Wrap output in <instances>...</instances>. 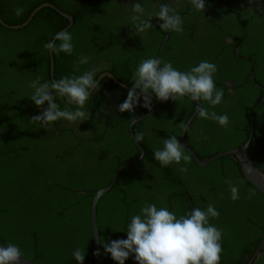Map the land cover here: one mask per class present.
Returning a JSON list of instances; mask_svg holds the SVG:
<instances>
[{"label": "trees", "instance_id": "1", "mask_svg": "<svg viewBox=\"0 0 264 264\" xmlns=\"http://www.w3.org/2000/svg\"><path fill=\"white\" fill-rule=\"evenodd\" d=\"M153 1L0 0V18L7 25L19 24L38 4H53L71 15L72 23L64 31L72 36L73 44L71 55L52 54L53 80L95 69V78L101 72H109L131 88L137 66L142 60L155 57L162 38L154 27L160 24L154 15L152 28L136 33L131 5L141 3L147 16L167 4V0H155L157 4L151 6ZM232 1L235 0H205L204 12L193 13L190 0H180L183 11L190 13L178 12L183 32H169L160 58L163 54V60L180 71H188L204 60L214 63L215 84L222 67L238 66L231 80L225 76L232 89L230 93L222 89L219 105L199 102L209 112L227 114V128L200 118L196 111L185 131L184 144L200 160L238 147L247 137L252 114L247 155L264 173V8L257 6L255 0H248L240 8L232 7ZM17 8L23 9L20 16L15 14ZM67 23L66 18L44 6L23 26L0 24V244L17 245L23 256L35 264H78L72 255L77 248L85 252L83 264H93L88 216L92 196L110 181L118 165L138 156L127 125L145 111L141 100L133 112H119L118 105L127 98L129 89L102 76L98 80L99 91L84 106L89 114L86 121L70 123L61 119L46 130L31 120L47 107H37L30 99L34 91L31 82L37 77L42 83L50 79L44 44ZM226 36L233 41L225 42ZM173 42L177 52L188 49L195 53L185 60H180L178 53L169 57L167 51ZM236 45L239 58L233 54ZM82 55L90 60L79 65L77 71L76 62ZM249 72L254 81L247 78ZM107 86L117 89L120 99L114 108L103 109ZM155 100L153 96L152 103ZM55 102L61 109L76 108L64 98L57 97ZM195 108L196 103L187 97L158 101L155 112L133 124L134 137L143 135L138 142L143 155L118 172L114 184L98 197L94 208L99 264H116L104 252L99 238L101 243L103 239H126L131 217L145 204L165 207L177 217L193 208L206 210L208 204H213L220 215L209 218V223L222 231L219 264H245L259 244L264 234V196L244 179L232 155L217 157L202 167L191 158L187 173L178 170L183 161L181 165L164 167L154 158V152L163 147V139L172 135L179 139L182 125ZM185 154L189 155L186 150ZM229 179L239 182L237 201L229 198V185L225 182ZM250 193H254L251 198ZM258 251L251 264H264V242ZM125 264L136 262L130 256Z\"/></svg>", "mask_w": 264, "mask_h": 264}, {"label": "clouds", "instance_id": "2", "mask_svg": "<svg viewBox=\"0 0 264 264\" xmlns=\"http://www.w3.org/2000/svg\"><path fill=\"white\" fill-rule=\"evenodd\" d=\"M190 2L196 10L204 12L205 0ZM131 11L133 13L131 21L138 35L152 28L153 15L160 21L159 27L163 31L183 32L182 17L176 8L167 4H161L156 13H149L147 16L139 2L131 5ZM22 13V8L15 9L17 16ZM44 48L51 54L63 52L71 55L72 36L67 31L56 33L51 41L44 44ZM89 60L87 56H80L76 62V70L79 71V65L88 64ZM216 71L217 66L207 60L201 61L188 71H180L174 68L171 62H165L162 58L144 59L134 71L132 86L128 90L127 98L118 105V111L131 113L141 100L143 103L140 106L150 109L153 96L161 102L170 99L178 101L187 97L192 101L207 102L215 107L222 102L224 95L222 89L216 88L213 78ZM30 87L34 90L30 97L34 104L37 107L47 104L42 113L33 116L31 120L39 122L42 128L48 130L51 124L61 119L70 123L86 121L89 114L83 110L84 106L93 93L99 91L100 83L95 78V69H92L79 76H65L43 83L37 77L31 82ZM57 97L75 105V110L61 109L55 102ZM196 111L200 118L216 121L221 127L227 128L229 124L227 114L218 115L214 111L209 112L203 106H198ZM135 139L140 142L143 135L140 134ZM154 158L164 167L173 163L181 165L183 161L184 164L178 169L181 173H187L186 165L191 160V157L185 154L184 145L175 135L163 139V147L154 152ZM225 182L229 185V198L233 201L239 200L237 186L239 182L234 183L231 179ZM252 195L254 193H250L249 198ZM219 215L211 203L206 210L193 208L189 213L179 217L165 207L158 208L155 204H145L138 214L131 217L127 225L126 239L107 242L103 239L101 243L99 238V243L116 264H125L130 256L134 258L136 264H219L222 231L209 223V218H218ZM72 255L78 264H83L84 250L77 248ZM93 255L99 256V249ZM22 257L23 253L17 245L0 246V264H22Z\"/></svg>", "mask_w": 264, "mask_h": 264}, {"label": "water", "instance_id": "3", "mask_svg": "<svg viewBox=\"0 0 264 264\" xmlns=\"http://www.w3.org/2000/svg\"><path fill=\"white\" fill-rule=\"evenodd\" d=\"M50 7L53 10H55L58 14H60L61 16H63L64 18L67 19L68 23L65 27H63L62 29L58 30L56 33L59 32H63L66 28H68L70 26V24L72 23V17L70 14L65 13L64 11L59 10L56 6H54L51 3L48 2H42L40 4H38L36 7H34L29 14L27 15L26 19L19 23V24H15V25H7L6 23H4L1 18H0V24L4 25V26H8L11 28H18L20 26L25 25L28 20L31 18V16L41 7ZM154 27L162 34V38L159 42L157 51H156V58H159L160 52L162 50V47L164 45V41L166 39V34L163 33L160 28H158V26L156 24H154ZM55 33V34H56ZM55 36V35H54ZM54 36L52 37V39L54 38ZM51 39V40H52ZM50 40V41H51ZM48 56H49V81L53 80V74H52V69H53V59H52V54L48 52ZM102 76H107L109 78H111L112 82L123 87V88H128L126 87L124 84H122L121 82H119L118 80H116L109 72H101L96 79L99 80V78H101ZM249 79L253 81V77L252 75H249ZM262 90H263V86H261L260 84L256 83ZM263 95V92H262ZM197 105L196 109L188 116V118L186 119V121L184 122V124L181 127L180 130V134H179V140L180 142L184 145V149L188 152V154L190 155V157L192 158L193 162L197 165V166H205L207 165L211 160L217 158V157H222L224 155H232L238 163L239 169L241 171L242 176L244 177V179L250 183L253 187H255L263 196H264V173H262L260 170H258L254 164L252 163V161L249 159L248 155H247V146L251 137V132H252V114L249 115V120H250V124H249V131L247 134V137L245 139V141L238 147L235 148H230V149H226L223 150L222 152H216L213 155H211L210 157L204 159V160H200L194 153V151L187 145L184 144V133L186 131V129L188 128L193 115L195 114L199 103L194 101ZM155 107L151 106L150 109H146L143 113L139 114L137 117H135L134 119H132L129 123H128V129H129V133H130V137L132 142L134 143V145L137 148L138 151V156L134 159L131 160H127L123 163H121L120 165L117 166V168L113 171V174L111 176L110 181L103 187L99 188L97 191H95V193L92 196L89 208H88V216H89V223H90V231H91V243H92V255L93 253L98 249V233H97V225H96V217L94 216V208H95V204L96 201L98 199V197L100 195H102L111 185L114 184L115 182V178L116 175L118 174V172L126 165L133 163V162H137L139 161V159L142 157L143 155V148L139 145V143L137 142V140L135 139L132 131H131V127L132 124L146 116H148L149 114H151L154 111ZM264 242V234L259 242V244L257 245V247L255 248V250L252 252V254L250 255V257L248 258L247 262L245 264H251L252 259L257 255L259 248L261 247V245ZM0 246H4L2 244H0ZM7 247V246H4ZM22 264H35L33 261L29 260L28 258H26L25 256L22 257ZM93 264H99V256L93 255Z\"/></svg>", "mask_w": 264, "mask_h": 264}, {"label": "flooded vegetation", "instance_id": "4", "mask_svg": "<svg viewBox=\"0 0 264 264\" xmlns=\"http://www.w3.org/2000/svg\"><path fill=\"white\" fill-rule=\"evenodd\" d=\"M248 0H235V1H232V7H242L243 6V4L245 3V2H247ZM255 1H257V6H259L260 8H262V6H263V8H264V0H255ZM157 4V1H153V3L151 4V6H155ZM167 5H169V6H171V7H174V8H176L177 9V11L179 12V11H181L182 13H184V15H186V14H189L190 13V10L187 12V11H183V3L182 2H180V0H167ZM190 6H191V12H196L197 10L193 7V5L192 4H189ZM259 9V8H258ZM193 20L195 21V22H198L199 21V18L198 17H193ZM161 30V29H160ZM163 33H165L166 34V39H167V37H168V34H169V32H165V31H162ZM241 36H242V33H241ZM165 39V41H164V43L167 41ZM224 40H225V42H230V41H233L232 40V38L231 37H228V36H226L225 38H224ZM164 46V45H163ZM163 48V47H162ZM161 53V52H160ZM178 53V54H177ZM195 52H191V51H189L188 49H186L184 52H177V44L175 43V42H173L172 43V45H171V48L167 51V56H169V57H172L173 55H175V54H177V56H178V58L180 59V60H185V59H188V58H190V54L192 55V54H194ZM239 45H236L235 47H234V50H233V54H234V56L235 57H238L239 58ZM156 55V54H155ZM164 55L162 54V59L164 58L163 57ZM159 58H160V55H159ZM252 61V60H251ZM236 62V61H235ZM249 64H251V62L249 63ZM242 67H244L245 69L247 68L248 69V67H247V65L245 66V65H242V64H240ZM237 65L236 64H232V66H229V65H225L224 67H222V71L219 73V76H218V79H217V82H216V87H217V89H223V88H225L224 89V91H226V92H228V93H230L231 92V89H232V84L230 83V81L228 80V79H230L231 80V78L232 77H234V76H236V70H237ZM100 74V73H99ZM249 75H252V73L251 72H249V74H248V76H247V78L249 79ZM225 76H227L228 77V79H225ZM238 77H241V75H237ZM252 77H253V75H252ZM100 79V78H99ZM254 81V80H253ZM233 82V81H232ZM111 83H113V82H111ZM115 84V83H114ZM121 87V86H120ZM127 87V86H126ZM106 88V90H105V97H106V100H105V102L103 103V105H102V108L103 109H107V107L108 106H112V108H114V106H115V103H117V101L120 99V92L117 90V89H115V88H113L112 86H107V87H105ZM129 89V88H128ZM103 93V92H102ZM102 93H101V96H102ZM157 105H158V100L156 99L155 100V103H152V105L151 106H154L155 107V109H154V111L153 112H155L156 111V109H157ZM145 110H146V108H144ZM152 112V113H153ZM151 113V114H152ZM134 119V118H133ZM131 121V120H130ZM129 121V122H130ZM135 123V122H134ZM133 123V124H134ZM133 124H132V126H133ZM131 131H132V127H131ZM127 132H128V135H129V138H130V140H131V137H130V133H129V129H128V125H127ZM133 133V132H132ZM132 141V140H131Z\"/></svg>", "mask_w": 264, "mask_h": 264}]
</instances>
